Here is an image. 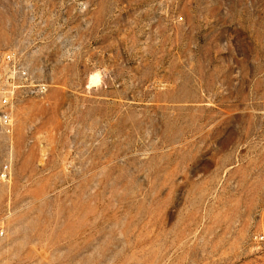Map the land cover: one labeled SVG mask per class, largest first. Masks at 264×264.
I'll list each match as a JSON object with an SVG mask.
<instances>
[{"label":"rangeland","instance_id":"obj_1","mask_svg":"<svg viewBox=\"0 0 264 264\" xmlns=\"http://www.w3.org/2000/svg\"><path fill=\"white\" fill-rule=\"evenodd\" d=\"M8 52L0 264H264V0H0Z\"/></svg>","mask_w":264,"mask_h":264},{"label":"built area","instance_id":"obj_2","mask_svg":"<svg viewBox=\"0 0 264 264\" xmlns=\"http://www.w3.org/2000/svg\"><path fill=\"white\" fill-rule=\"evenodd\" d=\"M3 72L0 74V123L7 131L12 126L11 105L19 90L30 96L40 94L45 85L35 81L14 53L2 56Z\"/></svg>","mask_w":264,"mask_h":264},{"label":"bare ground","instance_id":"obj_3","mask_svg":"<svg viewBox=\"0 0 264 264\" xmlns=\"http://www.w3.org/2000/svg\"><path fill=\"white\" fill-rule=\"evenodd\" d=\"M90 79L92 80L91 82L97 81V77L96 76H92Z\"/></svg>","mask_w":264,"mask_h":264}]
</instances>
